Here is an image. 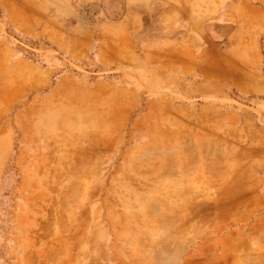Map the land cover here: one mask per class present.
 <instances>
[{"label":"rangeland","instance_id":"374dc122","mask_svg":"<svg viewBox=\"0 0 264 264\" xmlns=\"http://www.w3.org/2000/svg\"><path fill=\"white\" fill-rule=\"evenodd\" d=\"M0 264H264V0H0Z\"/></svg>","mask_w":264,"mask_h":264},{"label":"bare ground","instance_id":"6f19581e","mask_svg":"<svg viewBox=\"0 0 264 264\" xmlns=\"http://www.w3.org/2000/svg\"><path fill=\"white\" fill-rule=\"evenodd\" d=\"M80 33H83V34H84V33H85V31H83V32L81 31ZM85 34H86V33H85ZM85 34H84V35H85ZM84 35H82V36H84ZM86 35H87V34H86ZM86 35H85V37H86ZM80 37H81V36H80Z\"/></svg>","mask_w":264,"mask_h":264}]
</instances>
